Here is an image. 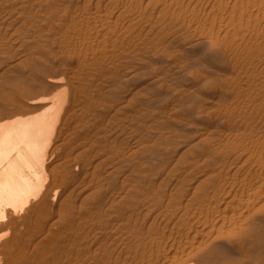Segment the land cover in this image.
Instances as JSON below:
<instances>
[{
  "label": "bare ground",
  "instance_id": "6f19581e",
  "mask_svg": "<svg viewBox=\"0 0 264 264\" xmlns=\"http://www.w3.org/2000/svg\"><path fill=\"white\" fill-rule=\"evenodd\" d=\"M165 254L264 264V0H0V264Z\"/></svg>",
  "mask_w": 264,
  "mask_h": 264
},
{
  "label": "rangeland",
  "instance_id": "374dc122",
  "mask_svg": "<svg viewBox=\"0 0 264 264\" xmlns=\"http://www.w3.org/2000/svg\"><path fill=\"white\" fill-rule=\"evenodd\" d=\"M23 100H24V99H23ZM27 101H28V100H27ZM165 255H168V256L165 257V258H166L165 260L168 261L169 259H172V256H173V255H169V254H165ZM163 257H164V256H163ZM168 257H169V258H168ZM167 261H164V259H163V261L161 260V263H160V264H166V263H169V261H168V262H167ZM163 262H166V263H163Z\"/></svg>",
  "mask_w": 264,
  "mask_h": 264
}]
</instances>
